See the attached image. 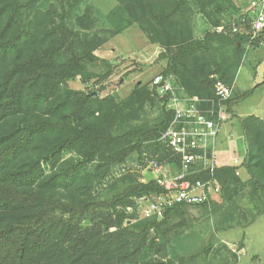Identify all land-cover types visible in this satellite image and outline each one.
I'll use <instances>...</instances> for the list:
<instances>
[{"label":"trees","instance_id":"obj_1","mask_svg":"<svg viewBox=\"0 0 264 264\" xmlns=\"http://www.w3.org/2000/svg\"><path fill=\"white\" fill-rule=\"evenodd\" d=\"M116 1L103 17L88 0H0V264H237L225 243L190 241L189 210L219 216L216 232L264 216V119H239L246 156L217 169L220 203L140 219L137 201L166 190L130 162L170 161L157 140L174 113L143 81L123 100L102 97L115 67L96 51L136 26L161 48L162 75L188 97L212 99L215 76L233 85L243 65L245 37L215 30L241 9L233 0ZM196 15L211 27L199 37ZM78 80L93 88H71ZM238 100L227 102L233 119Z\"/></svg>","mask_w":264,"mask_h":264},{"label":"built area","instance_id":"obj_2","mask_svg":"<svg viewBox=\"0 0 264 264\" xmlns=\"http://www.w3.org/2000/svg\"><path fill=\"white\" fill-rule=\"evenodd\" d=\"M239 8L241 13L235 19L215 30L245 37V61L251 50L264 51V0H240ZM215 79L212 99L188 97L182 87L174 84L173 76L159 74L152 79L151 86L162 98L168 97L167 108L174 113L168 129L157 140L168 149L171 159L163 163L147 161L146 168L158 175L166 193L139 199L140 219H162L167 210L176 206L210 204L221 195L216 177L220 167L217 147L222 128L231 117L227 102L235 94V84L229 85L217 76Z\"/></svg>","mask_w":264,"mask_h":264},{"label":"rangeland","instance_id":"obj_3","mask_svg":"<svg viewBox=\"0 0 264 264\" xmlns=\"http://www.w3.org/2000/svg\"><path fill=\"white\" fill-rule=\"evenodd\" d=\"M233 1L239 7L240 0ZM88 2L94 5L103 17L110 14L118 5L116 0H88ZM194 27L197 37L202 36L211 29L210 25L200 15L195 16ZM96 55L109 60L115 67L109 80L100 85V87H104L101 96L113 95L118 100L125 99L136 84L142 81L144 84L151 85L152 79L162 73L166 63V61L159 60L158 49L147 41L136 26L129 28L109 41L96 51ZM69 85L71 88L80 91H89L93 88L92 83L87 87L79 80L71 82ZM246 94L247 96H245ZM234 95L239 99L232 107L236 118L230 117V120L222 128L219 142L223 138L225 140L224 144L229 143L227 147L218 145V166L237 165L245 158L246 146L239 119L248 116L264 119L263 50H251L245 61H243L236 77ZM148 114L150 119L155 116V113L151 110ZM231 123L235 125L233 128ZM229 135L231 136L230 141L227 140ZM130 166L133 171H139L143 181L147 182L158 178V175H155L150 169L141 167L136 159L130 162ZM240 176L243 180L249 178L243 169L240 170ZM221 201L220 195L214 203H220ZM239 203L242 206H248L246 199L239 200ZM188 219L194 223L195 234L190 241L195 243L196 247L197 245L200 247L206 246L210 242L219 247L222 243H225L237 253V264H264V216L245 230L235 228L225 232H216L214 229V224L219 216L208 217L202 210L190 209ZM191 251L192 249L187 248L182 253H191Z\"/></svg>","mask_w":264,"mask_h":264},{"label":"crops","instance_id":"obj_4","mask_svg":"<svg viewBox=\"0 0 264 264\" xmlns=\"http://www.w3.org/2000/svg\"><path fill=\"white\" fill-rule=\"evenodd\" d=\"M153 47H155L156 49H158V53L160 54V52H161V48L160 47H158V46H156V45H153ZM165 65H166V63H165ZM232 124V128L235 126L233 123H231ZM230 138H231V136L229 135V136H227V140L228 141H230ZM245 142V141H244ZM225 143V140H223V138L221 139V142H219V144L218 145H221L222 147H227V145H228V143L229 142H227V144H224ZM217 150H218V147H217ZM246 156V155H245ZM244 160V159H243ZM243 160H242V162H243ZM225 166H229V165H225ZM220 167H222V166H220Z\"/></svg>","mask_w":264,"mask_h":264},{"label":"water","instance_id":"obj_5","mask_svg":"<svg viewBox=\"0 0 264 264\" xmlns=\"http://www.w3.org/2000/svg\"><path fill=\"white\" fill-rule=\"evenodd\" d=\"M95 95H97V93H94ZM162 264H164V263H162Z\"/></svg>","mask_w":264,"mask_h":264}]
</instances>
